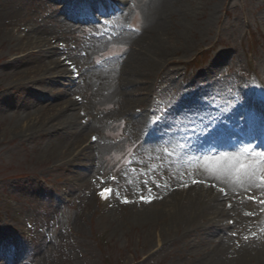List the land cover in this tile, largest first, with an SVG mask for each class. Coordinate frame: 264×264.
I'll list each match as a JSON object with an SVG mask.
<instances>
[{"label":"rangeland","instance_id":"1","mask_svg":"<svg viewBox=\"0 0 264 264\" xmlns=\"http://www.w3.org/2000/svg\"><path fill=\"white\" fill-rule=\"evenodd\" d=\"M74 1L0 0L6 13L0 18V264H208L203 252L206 249L210 255L214 251L200 235L194 233L185 240L175 232L158 236V226H136L131 222L132 215L142 209V201L133 191L142 168L148 160L163 167L166 161L164 145L139 149L140 140L133 137L123 117L121 120L114 115L93 132L94 138L105 143L97 156L76 162L89 168L96 164V181L89 178L85 188L62 193L63 189L68 191L72 172H83V168L74 171V166L65 165L71 160V146L83 148L92 133H64L58 125L56 132L47 130L50 124L44 120L48 108L41 110V106L70 97L54 93L61 84L56 75L67 71L59 60L73 59L75 71L99 80L129 48L118 31L127 28L135 36L147 19L144 1L134 0L124 23H70L62 12L63 7H74ZM181 5H185V11L190 10V17L175 19L178 24L185 20L189 34L181 40L177 32L180 28L172 23L167 37L175 47L172 67L178 78L170 85L157 87L164 104L171 106L189 98L198 105L200 115L192 116L198 130L220 125L230 113L241 114L243 104L239 100L245 95L264 105V0H182ZM210 8L215 14L207 22ZM36 38L48 43L47 47L44 43L23 46L38 52L26 58L14 54L17 46ZM92 38L100 39L102 44L85 56ZM51 50L53 56L48 54ZM223 52V61H215ZM201 53L198 66L192 67L190 62ZM17 58L20 60L15 61ZM50 61L61 66L53 76L56 84H49L43 75L30 83L18 82V73L38 69ZM208 67L213 73L208 76V72L202 79ZM117 108L106 104L96 111L115 114ZM37 117L38 121L34 120ZM172 117L184 123L182 130L188 129L187 114L174 111ZM89 120L87 117L85 123ZM102 187L110 188L113 196L107 211L100 213L94 193ZM8 226L20 232L12 234ZM243 236L244 232L237 230L233 242L226 246L232 250L245 248L248 241L242 240ZM9 246L15 251L14 262L3 257ZM256 247L262 249L261 245ZM247 263L257 264L250 260Z\"/></svg>","mask_w":264,"mask_h":264},{"label":"bare ground","instance_id":"2","mask_svg":"<svg viewBox=\"0 0 264 264\" xmlns=\"http://www.w3.org/2000/svg\"><path fill=\"white\" fill-rule=\"evenodd\" d=\"M141 1H144L148 12L147 22L135 37L123 33L125 41L129 44L127 56L125 55L123 61H117L109 73L106 72L104 76L98 78L99 80L95 81V77L87 78L83 75L80 83L72 88V96H78L76 99H66L53 105L41 106V110L46 111L48 108L44 120L45 124H50L48 132L53 130L56 132L58 125L63 127L62 132L76 131L77 136L82 134L79 131L81 127L78 126V120L71 112L79 98L81 99L79 101L81 109L90 111L91 115L88 113L87 115L92 117L91 123L85 126L83 131L97 132L103 122L112 117L109 114H98L97 107L114 104L118 106L119 112L129 116L136 104L140 106L146 100V92L154 78L162 76L165 80H171L175 77L176 71L170 69L175 64L172 61L173 48L175 47L167 36L171 34L172 23H177L175 17L181 16L188 19L191 12H188L189 9L185 11V5H181L182 0ZM210 10L207 22L214 18V10L212 8ZM4 15L6 13L0 7V18ZM68 20L87 21L88 16L82 17L74 14V17H68ZM176 26L180 28L177 32L182 40L183 36L187 35L189 27L185 24V20H181L180 24L177 23ZM28 41L13 49L14 54L22 55L24 58L35 56L38 52L27 51L23 46L31 47L38 43H44L40 38ZM100 42L92 39L90 47L85 48L88 50L84 55L86 56L90 50H94V45L96 47ZM47 45L48 43H44L45 47ZM188 48L186 37L185 49ZM48 54L53 56L54 53L52 51ZM225 57L226 55L221 54L215 61L221 62ZM17 60L20 59H15V61ZM43 65L38 69H26L18 73V82L30 83L43 75V79L49 84H56L53 76L60 71V65L53 61ZM63 83L59 84L60 89H54L57 96L66 97L71 92L70 85ZM260 108L262 106L257 103L249 105L251 112L245 120L246 125L243 129H239V132L254 137L260 145H264V121L260 122L257 116ZM133 116L136 117L133 120L135 126L139 128L145 126V116L142 110ZM34 120L38 121V117ZM239 120L240 117L234 116V121L238 125L242 122ZM258 128L262 129L261 134L258 133ZM231 134L232 137H235L232 132ZM228 138L225 133H220L217 139L221 141L214 150L203 146L204 143L202 146L187 147L183 156L194 158L191 163L193 169L191 175L183 171L178 172L174 166H171L164 179L157 181L156 185L148 186L144 183L139 185L136 194L143 195L148 199L147 208L135 212L131 222L136 226H158L160 228L158 236L175 232L177 237L185 240L193 236L194 233L200 235L201 241L205 240L206 246H212V251H214L210 255L206 249L203 252L207 262L210 261L208 264H226L225 262L227 264H248V260L264 264V228L255 233L254 240H252V246L255 245V247L245 246V248L232 250L230 246H226L230 242L228 236L225 235V228L216 229L214 226L215 220L224 217L225 213L222 210L224 207H228L237 228L264 220V211L259 206L251 205L253 203H250L247 197L249 193L255 192L259 195V200L264 199L263 167L259 163L248 162L237 151V148L224 149ZM103 148L100 141L96 143V146L83 148L81 151L77 145L71 146L68 156V159L71 160L65 165L78 168L80 164L76 165V162L84 157V153L88 156ZM194 181L196 182L194 183ZM160 205L162 208L156 209ZM258 244L262 246V249H257L256 245Z\"/></svg>","mask_w":264,"mask_h":264},{"label":"snow or ice","instance_id":"3","mask_svg":"<svg viewBox=\"0 0 264 264\" xmlns=\"http://www.w3.org/2000/svg\"><path fill=\"white\" fill-rule=\"evenodd\" d=\"M196 181H194V183H195ZM110 189H104L101 193H100V195L102 196V197H106V194H108V193H110ZM142 200L144 199L143 197L141 198ZM124 202H127V200H125ZM150 202V201H149Z\"/></svg>","mask_w":264,"mask_h":264}]
</instances>
